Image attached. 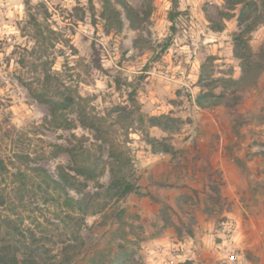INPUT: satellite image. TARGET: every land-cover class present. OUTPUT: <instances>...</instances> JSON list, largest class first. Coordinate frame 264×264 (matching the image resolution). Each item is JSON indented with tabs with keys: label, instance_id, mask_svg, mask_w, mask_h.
<instances>
[{
	"label": "rangeland",
	"instance_id": "obj_1",
	"mask_svg": "<svg viewBox=\"0 0 264 264\" xmlns=\"http://www.w3.org/2000/svg\"><path fill=\"white\" fill-rule=\"evenodd\" d=\"M109 1L119 30L101 0H0V242L32 234L50 264H227L229 248L264 264V26L244 36L257 74L231 85L262 0H123L131 21ZM65 99L52 115L46 101ZM112 165L136 192H108ZM66 215L83 219L77 240Z\"/></svg>",
	"mask_w": 264,
	"mask_h": 264
},
{
	"label": "trees",
	"instance_id": "obj_2",
	"mask_svg": "<svg viewBox=\"0 0 264 264\" xmlns=\"http://www.w3.org/2000/svg\"><path fill=\"white\" fill-rule=\"evenodd\" d=\"M103 5V16L104 18L109 22V24L113 25L117 30H119L122 27V22L119 13L115 10L114 7H112L111 2L109 0H101ZM116 4H118L127 14V17L130 19L129 15V7L123 0H114ZM251 3H248L250 5ZM261 8L262 12L260 14H257L254 16L252 21L245 25V27L240 31V33L234 38V50L233 54L234 56L239 59L243 60L244 63H246V66L242 69V77L238 80L231 81V85L234 87H238L242 83L245 84V81L248 78H251L252 73H256L259 68V64L251 62V51H249L248 46L246 44V40L244 39L245 35H249L252 31H254L258 26H264V0L261 1ZM245 7H241L239 17H238V25L241 26L247 15L245 14ZM257 9H255L256 11ZM174 15L170 13L169 15V21L173 23ZM173 30V27H171ZM243 45L244 49L246 51H240L239 46ZM168 46V43L165 42L162 45V49H166ZM253 63V64H252ZM253 73V74H254ZM257 74V73H256ZM40 97L39 95H36V98ZM130 100L134 101L133 96H130ZM49 104L50 112L52 115H56L58 112H62L64 110H67L71 107H73L74 103L70 99H65L64 101H52L47 100L46 101ZM219 102L215 103H204L201 99H197L196 104L200 108H208L212 106H217ZM95 119V117H94ZM149 122L152 126H161L164 129H168L170 125L167 123H161L159 121L158 117H151L149 119ZM90 127L96 131L101 133L100 127L96 125V122H90ZM165 153H169V148H166L164 150ZM69 155L73 162H75V157L77 156V153L74 149L69 150ZM112 182L108 188V192L114 196L124 197L127 194L133 193L137 191L136 185L131 183L128 179H126L123 175L120 174L119 168L115 165H112ZM74 172L77 174L83 175V168L81 166L76 165L74 167ZM50 181L58 188H60L63 193L65 194L64 201L62 203V206L67 208L69 212H83L85 208L82 206V201L79 199H74L69 195L67 191H65V187L67 186L66 180L64 179V184H60L57 181L50 179ZM0 200V204H1ZM86 209L88 207L86 206ZM65 218H70L75 221V225H65L64 228L69 227V236L73 240H77L78 236L76 235V231L80 226H82L84 223L82 222V217L73 218L72 216L66 215ZM71 221V220H70ZM18 236L22 237L21 233H16ZM30 243H32V246L29 244H18L16 242H13L11 244H7L4 242H0V264H50L48 263L46 256L48 255V251L43 249L42 247H39L35 244V240L33 239L32 234L30 235ZM35 245V246H33ZM45 256V258H43Z\"/></svg>",
	"mask_w": 264,
	"mask_h": 264
},
{
	"label": "crops",
	"instance_id": "obj_3",
	"mask_svg": "<svg viewBox=\"0 0 264 264\" xmlns=\"http://www.w3.org/2000/svg\"><path fill=\"white\" fill-rule=\"evenodd\" d=\"M219 167H220L221 169L224 170V178H225V179L228 178V177H225V169L227 168V166L224 165V163H220V164H219ZM233 190H235L234 187H228V191L231 192L230 195H231L232 197L235 196V194L232 193ZM240 210H241L245 215H247L245 209L241 207V208H239V210H233V211H231V212H228V213H229V216L233 217L234 219H237V221L239 222L240 220L237 218V216H238V213H239ZM251 218H252V217H251ZM252 219H253V218H252ZM252 219H251V220H252ZM252 221H253V220H252ZM261 221H262V220H260V221H259V220H258V221H254V223H255L256 228H257L258 231L263 230V225L261 224ZM249 239H250V238L247 236L246 242H248ZM159 242H160V241H159ZM244 245H245V244H244ZM244 245H243V246H244ZM147 264H151V263L147 261ZM153 264H154V263H153Z\"/></svg>",
	"mask_w": 264,
	"mask_h": 264
},
{
	"label": "built area",
	"instance_id": "obj_4",
	"mask_svg": "<svg viewBox=\"0 0 264 264\" xmlns=\"http://www.w3.org/2000/svg\"><path fill=\"white\" fill-rule=\"evenodd\" d=\"M225 227L228 232H231L233 229V223L231 221H227ZM239 256L234 249H226L225 250V261L227 264H236L238 262Z\"/></svg>",
	"mask_w": 264,
	"mask_h": 264
}]
</instances>
